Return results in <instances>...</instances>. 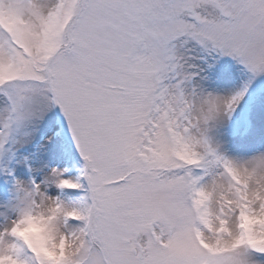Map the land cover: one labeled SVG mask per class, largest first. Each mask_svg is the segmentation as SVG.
Instances as JSON below:
<instances>
[{
  "label": "snow or ice",
  "instance_id": "6c2138e0",
  "mask_svg": "<svg viewBox=\"0 0 264 264\" xmlns=\"http://www.w3.org/2000/svg\"><path fill=\"white\" fill-rule=\"evenodd\" d=\"M0 264H264V0H0Z\"/></svg>",
  "mask_w": 264,
  "mask_h": 264
}]
</instances>
